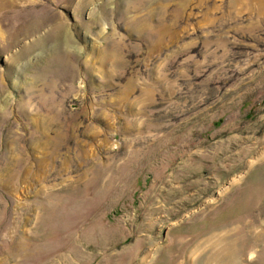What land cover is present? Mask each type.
I'll use <instances>...</instances> for the list:
<instances>
[{"label": "rangeland", "instance_id": "374dc122", "mask_svg": "<svg viewBox=\"0 0 264 264\" xmlns=\"http://www.w3.org/2000/svg\"><path fill=\"white\" fill-rule=\"evenodd\" d=\"M0 264H264V0H0Z\"/></svg>", "mask_w": 264, "mask_h": 264}]
</instances>
